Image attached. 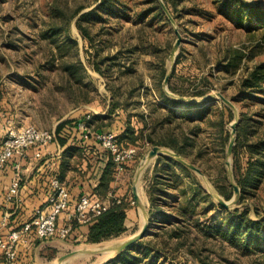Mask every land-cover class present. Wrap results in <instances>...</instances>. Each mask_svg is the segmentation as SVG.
<instances>
[{
    "label": "rangeland",
    "instance_id": "obj_1",
    "mask_svg": "<svg viewBox=\"0 0 264 264\" xmlns=\"http://www.w3.org/2000/svg\"><path fill=\"white\" fill-rule=\"evenodd\" d=\"M122 1L128 10L120 9L116 11L117 14L105 16L102 21L90 25L93 36V43L90 45L82 39L74 24L75 19L70 23L68 32L57 35L55 44L44 39V33L52 27H62L65 16L68 17L76 7L83 5L85 8L81 13H85L96 7L99 0H0L2 94L17 108L23 103L33 107V113H29L32 119L26 121V125L51 131L58 120L69 114L71 116L77 106H83V115L79 119H84L90 113H100L110 101L108 96L113 94L116 96V103H125L127 99L125 104L128 107L119 116L136 121L132 116L145 110L142 103H161L152 85V76L162 63L167 73L170 68L171 72L174 70V81L185 85L183 89L190 86L187 79L197 83L198 78L209 75L208 79L214 85L209 94L220 92L226 99H231L235 107V113L231 110L233 118L226 126L229 132L230 125L235 121V114L240 119L241 113L251 116L264 113V93L254 95L250 102L246 99L241 101L237 92L239 79L247 70L264 61V29L256 26L254 20L250 21L249 27L245 20V28H237L219 12L220 5L218 6L217 0H169L174 4L168 7L164 0H158L163 2L174 20V25H171L168 20L157 22L151 18H140L139 15L150 8V4L144 0ZM244 1L264 8V0ZM53 9L63 12L64 18L51 19ZM174 27L180 33L182 41L172 61L170 52L176 41ZM233 51L245 53L246 57L236 73L230 74L224 69L223 63L217 61L225 53ZM177 57L180 59L178 63ZM93 63H99L103 74L93 69ZM61 65H70L77 69L78 84L70 82L71 79L62 72ZM15 76L30 79L34 88L15 86L10 81ZM129 89H135L131 96H128ZM202 103L204 102L198 99L194 105ZM212 103L222 104L218 99ZM159 113L163 115L165 112L160 110ZM25 115L21 113L18 119L24 120ZM113 126L116 128L119 125L115 123ZM182 126L187 130V124L183 123ZM91 131L96 132L93 129ZM134 147L137 151V158L132 164L134 172L129 174L126 182L123 177L120 178L117 182L121 181V184L114 188V191L120 189L121 198L131 199L130 208L134 209V216L132 221L128 219L127 227L125 225L127 231L116 239L100 244H86L81 241L69 249L64 248L59 254L110 247L130 238L141 228L144 219L141 210L133 203L131 188L138 167L151 147L142 145V141L136 142ZM214 155L209 154L203 161L195 159L193 164L203 173L204 180L193 172L207 192L209 188L214 189L213 182L216 181L221 163ZM186 160L190 162L189 159ZM150 170L149 163L141 171L136 185L141 204L146 211L148 201L145 179L149 177ZM237 207L238 205L232 206L229 210ZM251 218L255 219V216L251 214ZM196 239V252L200 250L199 258L202 262L194 261L182 249L168 257L167 264H264V251H250L232 246L222 239H202L197 236ZM59 256L41 264H58ZM114 256V253L78 254L61 264H104Z\"/></svg>",
    "mask_w": 264,
    "mask_h": 264
},
{
    "label": "trees",
    "instance_id": "obj_2",
    "mask_svg": "<svg viewBox=\"0 0 264 264\" xmlns=\"http://www.w3.org/2000/svg\"><path fill=\"white\" fill-rule=\"evenodd\" d=\"M144 1L150 4V8L143 11L139 15L140 18H151L157 22L168 20L158 0ZM164 3L167 7L174 4L169 0H164ZM217 4L220 5L219 12L237 28L242 26L245 28L243 25L245 20L248 21L249 27L250 21L254 20L256 26L264 29V8L249 5L244 0H217ZM124 6L122 0H99L96 7L85 13H81L85 7L78 6L68 17L65 16L62 27L48 29L44 33V39L55 44L57 35L68 32L70 23L75 19L74 24L82 39L92 45L93 36L90 33V25L102 21L105 16L117 14L120 9L128 10ZM62 13L53 9L51 19L62 20L64 18ZM57 48L60 51L59 46ZM244 57H246L245 53L233 51L225 53L217 62L223 63L224 69L230 74H235ZM179 60L177 57L176 63ZM92 67L103 74L99 63H93ZM60 68L73 83L78 84L76 78L78 71L75 67L61 65ZM166 74L167 70L162 63L159 70L152 76L154 90L164 105L159 104L150 109L153 116L143 121L137 133L128 124L119 139L123 140V144L131 146H135L140 140L144 146L168 149L189 159L191 164L195 163V159L203 161L209 157V154H215L214 157L221 163L213 187L223 200H231L233 190L229 185L224 163L230 138V132L226 126L232 120L233 113L223 103L194 105V103L170 98L163 89ZM174 77L173 70L167 89L169 93L178 97L202 98L214 88L208 79L209 75L198 78L197 83L195 80L187 79L188 82L190 81V86L188 88L186 86L185 89H183L185 85L177 84ZM181 80L184 81V79ZM134 90L129 89L128 96H131ZM237 90L241 101L246 99L252 102L254 95L264 93V61L246 71V74L238 81ZM114 98L116 96L113 94L112 103H116ZM248 104L250 103H246ZM160 110H164L165 113L162 115L159 113ZM139 118H143V115ZM77 122L76 118L71 117L56 127L55 138L60 147L79 148V144L83 143L80 133L76 131ZM183 123L187 124V130L183 129ZM74 143L78 147H73L76 146L73 145ZM75 150L78 149L73 151ZM231 166L240 197L237 208L225 210L210 197L192 171L169 156H159L155 163L156 175L147 189L149 220L157 224V230L149 239L139 241L104 264H167V258L182 249L194 261L202 262L199 258L200 250L196 252L195 248L196 236L202 239H222L232 246H239L250 251L251 249L264 251V113H255L254 116L241 113L236 127ZM114 176L115 166L110 161L100 177L99 184L91 193L100 198H106ZM70 198L72 204L77 197L70 192ZM169 199L170 203L166 201ZM117 200L119 203L116 202ZM129 200L131 201L126 197L109 198L111 203L109 208L89 224L84 225L87 229L86 244L110 241L127 231L125 220L131 205ZM72 210L73 208L69 209V211ZM251 214L255 216V219L251 218ZM169 217H171L170 220H168ZM64 223L63 220L62 224ZM80 227L81 225L73 223L71 233L66 240H71L72 234L79 232Z\"/></svg>",
    "mask_w": 264,
    "mask_h": 264
},
{
    "label": "crops",
    "instance_id": "obj_3",
    "mask_svg": "<svg viewBox=\"0 0 264 264\" xmlns=\"http://www.w3.org/2000/svg\"><path fill=\"white\" fill-rule=\"evenodd\" d=\"M66 76L68 75L66 74ZM15 77V79L12 77V79H10V81H13V84L15 86L21 88H34L30 79L27 80L26 77L25 79H22L24 76ZM1 81L2 79L0 77V140L3 138L8 129H17L22 126H27L25 122L29 121V119H32V115H29V113H33L31 109L33 107L30 108L23 103L21 106H19V108H17L9 99L5 98L2 94L3 91ZM70 82L72 81L70 80ZM108 99L110 100L109 103H106L104 105V107L102 108L103 110L100 113H90L91 115L90 119L88 120V125L90 129L96 130L98 132L112 131L118 136V139L120 138V135L123 134L128 124H130L137 133L138 128H141L143 121H147L148 117L151 118L153 116L150 113V109L159 104L164 105V103H142L145 110L139 114H136L135 116L133 115L132 117L136 121H132L129 118H121L122 116H119L122 115L123 112H125V109L128 107L127 104L112 103V95H109ZM138 104L140 105V103ZM151 105L153 107H151ZM82 107L83 106L75 107L71 116L69 114L68 116L58 120L51 131L55 132L56 127L68 118L72 117L76 118L78 121L82 120V118L79 119L80 116L83 115L81 114ZM21 113L26 114L25 117H23L24 120L18 119V116ZM142 115L143 118H139L140 116L142 117ZM109 123H116L119 126L115 128L113 124ZM145 133L146 131L143 135H145ZM119 141L123 142V140L121 141L120 139ZM73 145H76L73 147H78L76 143H74ZM74 149L78 150L73 151ZM33 151L34 149L28 150V158L24 161H21L20 163V191L18 196L11 201H6L5 195L13 177V165L18 161V159L14 158L10 160L2 169V171H0V235H5L9 230L12 229H19L26 221H28L32 217L33 211L46 202V198L49 193V179L52 174H55L59 178V180L67 186L68 190L74 197H78L81 193L94 191V189L99 184L100 177L106 165L111 161L109 154L100 149L98 145H96V143H94L92 140L83 141L82 144H79V148L73 149L60 147L56 142L55 145L42 149L44 157L41 160L33 158ZM158 157L154 158L150 162L151 170L148 175L149 177L145 179V183L147 185L146 195L149 184L152 181L154 175H156L155 163ZM46 160L54 162V164L52 166L46 165ZM135 160L126 164L123 173L114 176V181L111 183L110 191L108 192L105 199L111 197H121L120 189L114 191V188L115 186L117 187L118 184H121V181L117 182L118 180H120V178L123 177L122 179H124L125 182L129 179V174L134 172L132 170V164L135 163ZM147 201L148 213V195ZM166 201L168 203L171 202L170 199ZM133 210L134 209L130 208L127 211L125 225L128 219L129 221H132V217L134 216H132V212L134 214ZM170 219L171 217L168 218V220ZM63 220H65L64 213L59 216V224H62ZM150 224L155 228H152L150 230L149 236L145 239H149L158 228L156 223L150 222ZM86 232L87 229L84 227V225H81L79 232H74L72 234L71 240H61L56 237L40 239L33 232H31L22 237L17 246V251L21 255V257L28 259L32 264H41L43 261H52L57 256L63 255L59 253L60 251L64 250V248L69 249L74 244L78 245V243H80L81 241L85 243ZM0 264H5L4 256L1 251Z\"/></svg>",
    "mask_w": 264,
    "mask_h": 264
},
{
    "label": "built area",
    "instance_id": "obj_4",
    "mask_svg": "<svg viewBox=\"0 0 264 264\" xmlns=\"http://www.w3.org/2000/svg\"><path fill=\"white\" fill-rule=\"evenodd\" d=\"M90 115L79 120L76 131L83 141L92 140L100 149L108 153L115 166V175L124 172L126 164L137 158L134 146L123 144L113 132L91 131L88 120ZM56 144L55 132L40 130L35 126L27 125L17 129H8L0 140V171L7 163L17 158L13 165V177L5 195L6 201L16 198L20 191L19 170L21 161L28 158V150L34 149L33 158L41 160L44 155L42 149ZM52 166L54 162L45 161ZM119 203V201H116ZM109 198H100L91 192L80 194L71 204L70 192L67 186L52 174L49 179V193L46 202L33 211L32 217L19 229L9 230L0 235V251L4 256L5 264H32L21 257L17 246L22 237L33 232L40 239L58 238L66 240L72 230V224L86 225L104 213L110 206ZM73 208L72 211H69ZM65 214V223L59 224V216ZM5 222V220H4Z\"/></svg>",
    "mask_w": 264,
    "mask_h": 264
},
{
    "label": "water",
    "instance_id": "obj_5",
    "mask_svg": "<svg viewBox=\"0 0 264 264\" xmlns=\"http://www.w3.org/2000/svg\"><path fill=\"white\" fill-rule=\"evenodd\" d=\"M160 6L162 8L163 13L167 17L168 21L171 23V25H174V20L171 18L170 14H169L167 8L165 7V5L163 4V2H160ZM173 31H174V34L176 36V41H175V43L172 47V50L170 52V59L172 61L174 60L176 52L178 50V47L182 41L180 33L178 32V30L175 27H174ZM171 70H172V68H170L169 72L166 74L164 81H163V87L165 89V93L170 98L176 99V100H179L182 102H188V103H195L199 99L200 101L204 102L205 104H211L216 99H218L225 106H227L230 110H232L235 113V107H234L233 103L230 100L226 99L224 97V95L220 92H218L216 94H208L202 98H197V99L191 98V97H187V98L178 97V96H175V95L169 93L166 89H167L169 77L171 74ZM234 116H235V121L230 125V138H229L228 146L226 149V157H225V163H224L225 167L227 169V177L229 180V185H230V187H232V190H233V196H232L231 200L225 201L219 196V194L217 193L216 190H214L212 188H209V190H208L210 197L212 199L216 200V202L225 210H229L230 207L236 206L238 203L239 197H240L239 188L234 183L232 166H231L232 149H233L234 142H235L236 127H237L238 122H239V118H238L237 114H235ZM163 155L173 158L176 162L185 166L187 169H189L190 171L199 175L204 180L203 173L197 167H195L193 164H191L185 158H183L182 156L177 155V154H175L172 151L167 150V149H163V148H160L157 146L152 147L148 151L146 156L143 158L142 164L138 167L137 173H136L135 178H134V183H133V186L131 188L133 203L135 204V206L137 208H139L141 210V213H142V216L144 219L143 225L141 226L140 230L136 234L131 236L130 238L126 239L125 241H123L119 244L112 245L110 247H106V248H103L100 250H82V251L69 252L65 255H62L61 257H59L57 259L58 264H61L64 261H66L67 259H69L73 256H76L78 254L114 253L116 255V254L124 252L125 250L129 249L131 246L136 245L139 241H141V240H143L149 236L150 230L152 228H155V227L151 226V224H150L148 213L143 208V206L141 204L139 195L137 193L136 185L139 181L141 171L144 169V167L147 164H149L151 162V160H153L154 158H156L158 156H163Z\"/></svg>",
    "mask_w": 264,
    "mask_h": 264
}]
</instances>
